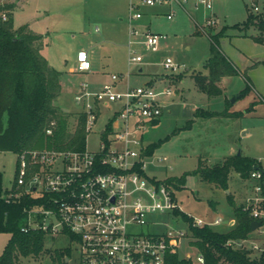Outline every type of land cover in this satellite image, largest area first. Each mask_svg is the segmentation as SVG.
I'll list each match as a JSON object with an SVG mask.
<instances>
[{"label": "rangeland", "instance_id": "1", "mask_svg": "<svg viewBox=\"0 0 264 264\" xmlns=\"http://www.w3.org/2000/svg\"><path fill=\"white\" fill-rule=\"evenodd\" d=\"M261 1L257 0L258 3ZM0 4L15 9V27L29 24L42 33L44 55L52 66L63 71V91L57 103L67 109L70 133L76 129L78 114L82 110L75 101L80 83L86 80L91 89H98L100 83L111 80V74H124L121 88L127 84L153 83L173 90V94L166 98L164 112L158 121L147 123L144 129L146 145L160 142L153 155L147 158L150 177L157 180L180 178L185 172L196 169L200 161L202 165H213L239 152L244 157L256 158L264 166V43L253 39L261 34L255 25H240L248 12L258 14L264 10L254 11L246 0H214L212 11L196 10L191 5L185 11L173 5L176 11L173 19H167L163 13L152 18L150 28L165 34L166 38L157 50L136 46L144 56L143 63L137 66L128 63L129 54L134 49L128 46L130 0H3ZM157 6L160 5H142L144 16L134 20L133 24L143 31L148 26L152 9ZM160 9L166 11L169 6L165 4ZM210 18L212 21L209 22ZM208 32L223 35L221 48L240 69L239 73L223 79V93L215 97L200 91L193 77L197 72H207L205 63L211 46ZM82 48L91 51L93 66L88 73L74 69L76 54ZM168 56L183 64L184 71L172 73L165 68L162 62ZM141 67L142 71H139ZM95 69L98 74L92 72ZM247 78L251 86L241 95L248 86ZM227 105L232 111L243 110L239 112L244 116H195L196 109L218 113ZM118 107V103L101 106V119L87 137L88 148H98L99 130L106 126L107 117ZM16 159V153L0 151L5 190L14 178ZM250 186L247 179L236 171L230 173L228 189H221L193 174L187 176L184 185L174 190V195L180 211L207 221L215 215L224 214V218L231 213L234 215L227 190H230L232 199L241 203L244 194L251 192ZM160 219L163 220L161 225L155 228L145 226L144 230L164 232L171 226L187 228L185 221L174 212ZM215 228L223 231L228 226L222 224ZM9 237V233L0 232V255ZM190 242L187 229L185 237L179 240V257L190 260L189 264H198L199 251ZM57 250H70V253L60 256ZM19 264H80L79 247L68 235L45 232L40 254L21 256Z\"/></svg>", "mask_w": 264, "mask_h": 264}, {"label": "built area", "instance_id": "2", "mask_svg": "<svg viewBox=\"0 0 264 264\" xmlns=\"http://www.w3.org/2000/svg\"><path fill=\"white\" fill-rule=\"evenodd\" d=\"M246 1L254 11L264 10V0L262 4ZM165 4L170 8L167 19H173V5L186 10L193 4L197 9L212 11L214 0H130L128 46L134 49L129 54V64L139 66L144 61L136 46L157 50L166 38L149 26L141 31L133 24L144 16L141 6ZM162 64L172 73L184 71V65L170 56ZM74 69L80 73L91 71L87 50L78 51ZM124 77L113 73L111 80L98 89H91L89 81H82L75 101L86 116L85 148H36L17 153L14 178L5 194L8 200L23 195L38 198L40 203L29 211L28 225L23 230L68 235L79 247L80 264H167L168 252L177 250L180 238L189 230L188 223L186 229L171 226L164 232L144 230L145 226L161 225V216L178 208L173 189L147 174L149 156L144 142L146 124L160 118L173 90L153 83L121 88ZM113 103L119 107L99 130L98 148L91 150L87 137L101 119V106ZM55 125L56 121H52L46 133L52 135ZM247 181L251 192L243 202L244 209H249L254 220L262 221L263 226L264 166H256ZM192 217L195 226L217 225L223 220L221 216L213 221ZM236 244L259 251L258 255L264 251V246L253 241L248 244L247 239ZM197 263H205L200 253Z\"/></svg>", "mask_w": 264, "mask_h": 264}, {"label": "trees", "instance_id": "3", "mask_svg": "<svg viewBox=\"0 0 264 264\" xmlns=\"http://www.w3.org/2000/svg\"><path fill=\"white\" fill-rule=\"evenodd\" d=\"M13 12L14 8L0 4V151L17 154L36 148L84 149L87 136L85 114H78L76 129L70 133L68 112L57 103L63 91V71L52 66L44 55L42 34L36 33L28 25L15 27ZM240 25H255L261 34L253 36V39L264 43V12H248L246 20ZM207 35L211 42L210 55L205 63L207 72H197L193 77L200 91L215 97L223 93L222 79L239 73L240 69L223 52L220 45L223 35L212 32ZM247 80L248 86L241 95L251 86L250 79ZM195 116L241 117L243 114L239 111L231 112L227 105L218 113L196 109ZM52 121H56V125L54 133L49 135L46 129ZM159 145L160 142L147 145L145 153L152 156ZM256 166H262L256 158L237 154L213 165H202L200 161L192 172H185L180 178L168 177L162 181L174 193L179 185L185 184L188 175L196 174L206 182L228 189L232 171L247 179ZM7 191L0 171V232L10 234L0 255V264H19L21 256H37L43 250L45 232L41 229L23 230L28 225L29 211L40 201L30 195L8 200L5 197ZM228 198L236 222L227 231L208 224L195 226L192 216L178 208L173 212L189 224L190 243L204 256V264H264V251L254 255L251 249L236 244L250 237L254 218L249 209H244L243 203H237L229 194ZM56 253L60 256L68 255L70 250H57ZM189 263L190 260L179 257L178 250L167 254V264Z\"/></svg>", "mask_w": 264, "mask_h": 264}, {"label": "crops", "instance_id": "4", "mask_svg": "<svg viewBox=\"0 0 264 264\" xmlns=\"http://www.w3.org/2000/svg\"><path fill=\"white\" fill-rule=\"evenodd\" d=\"M1 1H3V0H1ZM0 1V2H1ZM191 6H193L196 10H198L193 4H190ZM163 5H160L159 7L157 6V8L156 7H154L153 9H152V12H151V16H150V19H149V23H148V26L150 27L151 25H152V18L154 17V16H156V14L158 15V14H161V13H163V14H166V16H167V13L170 11V8L169 9H167L166 11H163V10H161L160 9V7H162ZM15 10V9H14ZM185 11H187V8H186V10ZM28 26H29V24H27ZM33 31H35L36 33H38V34H42V33H40V32H38V31H36V30H34L32 27H30ZM83 49V48H82ZM81 50V49H80ZM88 51V50H87ZM78 53V52H77ZM88 54H89V57H90V59H91V51H88ZM76 61H77V54H76ZM91 61H92V59H91ZM92 66H93V62H92ZM142 69V68H141ZM92 72H94V74H98L99 73V71L97 70V69H95L94 71H92ZM225 78V77H224ZM223 78V79H224ZM223 79H222V81H223ZM159 81H162V79H159ZM222 81H221V83H222ZM99 86H101V83L99 84ZM222 87V86H221ZM233 102H235V99H234V101ZM65 111H67V109H65V108H63ZM231 112H233L232 110H230ZM238 111H243V110H238ZM244 116V115H243ZM215 117V116H214ZM242 117V116H241ZM208 118H210V117H208ZM232 118H238V117H232ZM230 156H233V154L232 155H229V156H227V157H230ZM191 176V175H190ZM229 192H230V190H227V199L229 200V198H228V194H229ZM247 195H248V193H245L244 194V197L242 198V200H241V203H243L244 202V200H245V198L247 197ZM227 200V201H228ZM243 201V202H242ZM228 203H229V201H228ZM210 204H212V205H214L213 203H210ZM216 205V204H215ZM190 214V213H189ZM190 215H192V214H190ZM222 217L223 218V220H222V222L220 223V224H217V225H212L214 228L215 227H217L218 225H222V224H224V226L226 225V227L228 226V228L226 229V230H223V231H227V230H229V229H231L234 225H235V217H234V215H232V213H231V215L228 217V218H224V214H220V215H215L214 216V218L213 219H211V220H207V221H213V220H215V218H217V217ZM264 226V225H263ZM191 239V238H190ZM253 241V242H256V243H258L259 245H262V246H264V228H258L257 230H255V231H253L252 233H251V235H250V237L247 239V243L249 244V242H251V241ZM191 244V243H190ZM258 251H252V253L254 254V255H258V253H257Z\"/></svg>", "mask_w": 264, "mask_h": 264}, {"label": "water", "instance_id": "5", "mask_svg": "<svg viewBox=\"0 0 264 264\" xmlns=\"http://www.w3.org/2000/svg\"><path fill=\"white\" fill-rule=\"evenodd\" d=\"M140 71H142V69H140ZM232 101H234V100H232ZM239 154H241V153L239 152L238 155ZM261 225H262V221L254 220L252 222V230L253 231L257 230Z\"/></svg>", "mask_w": 264, "mask_h": 264}]
</instances>
